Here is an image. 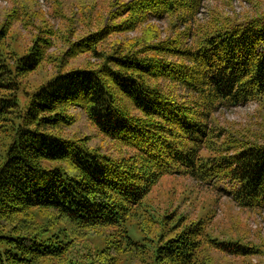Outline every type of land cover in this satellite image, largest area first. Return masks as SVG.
Returning <instances> with one entry per match:
<instances>
[{"label": "trees", "instance_id": "16d2710c", "mask_svg": "<svg viewBox=\"0 0 264 264\" xmlns=\"http://www.w3.org/2000/svg\"><path fill=\"white\" fill-rule=\"evenodd\" d=\"M202 2L114 0L106 25L53 58L61 70L24 109L17 79L50 59L56 34L44 28L12 68L0 47V92L7 93L0 95V132L8 140L0 154V264H118L120 255L140 258L151 249L149 264H213L207 246L233 256L261 253L207 238L203 220L178 216L170 227L175 211L156 239L147 230L144 244L127 225L167 175L212 185L241 209L264 210V134L221 128L214 118L224 108L264 103V16L196 34L191 24ZM167 19L174 33L161 40L149 22ZM144 25L142 36L117 40ZM81 56L97 64L71 68ZM80 112L96 134L131 153L91 147L88 134L64 136L83 121ZM108 228L107 246L74 255L87 231Z\"/></svg>", "mask_w": 264, "mask_h": 264}, {"label": "rangeland", "instance_id": "374dc122", "mask_svg": "<svg viewBox=\"0 0 264 264\" xmlns=\"http://www.w3.org/2000/svg\"><path fill=\"white\" fill-rule=\"evenodd\" d=\"M114 8V0H0V30L9 16H12L10 28L0 40L3 58L10 68L13 67V58L26 54L44 28L51 29L56 34L53 37L54 47L49 53L50 59L33 73L17 79L18 89L14 94L18 98L20 108L24 109L30 96L61 70L53 58L61 56L68 48L69 42L106 25ZM13 11H18L17 19L13 17ZM257 16H264V0H203L200 13L191 25L196 29V34H199L217 24L227 21L241 23ZM149 25L158 30L161 40L171 38L174 33L170 19L151 21ZM145 27L146 25L118 37L117 40L138 38L143 35ZM114 40L116 38L111 39ZM91 64H97V60L81 56L70 63V67L83 68ZM6 94L0 92L1 96ZM80 115V120L83 121L63 131L64 136L75 138L88 134L93 137L90 141L91 147H100L116 157L131 153L100 137L88 123L86 116L81 112ZM214 118L216 125L221 128L254 130L256 135L264 134V103L253 102L246 106L224 108L219 110ZM4 143H8V140L3 131L0 132V154H4ZM173 211L176 213L170 220V227L175 224L178 216H183L186 223L203 220L207 223V238L238 241L261 250L259 255L241 257L223 254L207 246L204 252L213 259V264H264V210L241 209L224 192L187 176L167 175L158 182L127 223L132 239L143 244L146 243L144 239L147 234L156 239L163 230L165 217ZM40 224L36 221L29 225V228L35 229ZM144 225L148 226L146 231L141 230ZM111 230L108 228L87 231V235L78 239L74 255L79 258L86 254L87 250L95 251L107 246L108 240L112 239L108 238ZM151 250L150 253L146 251L149 255L139 256L140 258L120 255L118 264H149Z\"/></svg>", "mask_w": 264, "mask_h": 264}]
</instances>
